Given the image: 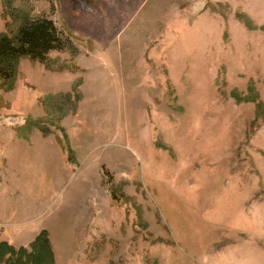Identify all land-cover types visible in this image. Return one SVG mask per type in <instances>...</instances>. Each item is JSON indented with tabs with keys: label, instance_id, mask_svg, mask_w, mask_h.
<instances>
[{
	"label": "rangeland",
	"instance_id": "1",
	"mask_svg": "<svg viewBox=\"0 0 264 264\" xmlns=\"http://www.w3.org/2000/svg\"><path fill=\"white\" fill-rule=\"evenodd\" d=\"M37 19L60 46L0 76V242L264 264V0H0V35Z\"/></svg>",
	"mask_w": 264,
	"mask_h": 264
},
{
	"label": "trees",
	"instance_id": "2",
	"mask_svg": "<svg viewBox=\"0 0 264 264\" xmlns=\"http://www.w3.org/2000/svg\"><path fill=\"white\" fill-rule=\"evenodd\" d=\"M58 28L50 19L25 20L21 23L16 37L0 35V76L9 79L15 71L18 60L25 56L46 58L47 51L60 46ZM33 252L24 247L15 250L6 242H0V263L38 264L50 255L49 245L43 234L36 239Z\"/></svg>",
	"mask_w": 264,
	"mask_h": 264
}]
</instances>
